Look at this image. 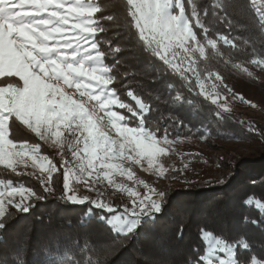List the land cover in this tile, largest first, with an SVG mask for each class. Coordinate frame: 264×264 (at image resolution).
I'll use <instances>...</instances> for the list:
<instances>
[{
	"label": "trees",
	"instance_id": "obj_1",
	"mask_svg": "<svg viewBox=\"0 0 264 264\" xmlns=\"http://www.w3.org/2000/svg\"><path fill=\"white\" fill-rule=\"evenodd\" d=\"M181 1L190 27L205 48L203 56L192 54L194 71L185 72L187 81L142 47L128 0H95L104 15L113 17L111 21L100 20L108 31L98 33L96 39L110 40L111 47L121 49L105 55L103 64L115 66L109 73L116 76L110 88L137 112L133 116L127 109H117L127 118L126 124L135 127L143 118L148 132L157 129V139H163V129L167 128L169 139L204 140L207 151L200 154L192 149L176 162L175 169L164 175L171 186L162 190L165 195L160 212L143 217L126 236L109 219L125 206L131 207L127 199L104 183L97 188L103 194H115L108 201L115 212L61 198L64 169L60 155L26 126L10 121L9 139L39 144L58 171L53 174V191L48 194L36 178L38 172L19 169L35 175H17L0 165V182L43 195L29 201L27 212L8 205L0 221L4 225L0 228V264H87L89 259L93 264L97 260L100 264H197L207 252L205 233L238 245V264H248L252 256L264 260V207H260L264 205V152L229 157L230 148L222 144L243 142L264 147V124L243 112L249 105L264 109V81L251 73L264 70V9L257 13L250 0ZM193 8L209 29L207 33L193 17ZM100 16L101 12L95 14ZM205 36L216 41L215 49ZM221 36L232 43L226 44ZM100 47L107 50L109 46ZM202 81L207 82L210 96L204 93ZM7 82L16 83V78L3 77L0 86H7ZM129 91L149 104L143 117L135 100L127 95ZM211 96L232 102V107L225 111L212 103ZM64 155L70 158L68 149Z\"/></svg>",
	"mask_w": 264,
	"mask_h": 264
},
{
	"label": "snow or ice",
	"instance_id": "obj_2",
	"mask_svg": "<svg viewBox=\"0 0 264 264\" xmlns=\"http://www.w3.org/2000/svg\"><path fill=\"white\" fill-rule=\"evenodd\" d=\"M128 4L131 6L130 15L138 30L139 40L143 41L142 47L146 46L164 65L180 72L187 81L189 78L185 72L190 69L194 71L192 65L195 61L192 54L199 52L203 56L204 47L191 32L189 18L184 14L181 0H128ZM171 7L178 8L179 14H170L168 9ZM98 12H101V16L95 17ZM192 14L197 24L207 33L209 29L201 24L195 8L192 9ZM101 19L111 21L113 17L104 15L101 6L92 0H0V64L3 66L0 78L18 77L22 82H7V87H0V164H5L17 175H35L18 172L17 169L21 165L25 169L36 166L39 161L40 175L36 178L43 192L52 193L53 174L58 171L56 164L47 155H40L39 144H30L27 141L17 144L9 139V122H19L35 133L39 140L50 142L59 149L64 169L61 198L77 204L89 199L87 196L77 199L76 195H69L73 191L70 186L73 178L84 183L90 190H97L98 196L100 189L97 186L103 185L106 180L117 191L125 190L134 197L132 206L123 208V218L118 215L109 220L114 228L124 229L128 225L124 232L127 236L134 231L141 217L160 212L165 192L156 191L144 184L147 192L142 195L124 185L116 184L113 177L117 173L132 177V173L123 167L124 161L134 160L140 163V160L146 158L148 167L152 168L156 156L164 152L157 145L172 141L169 140L167 128L163 129V140L155 137L157 129L152 132L145 131L143 118L139 119L135 127H121L120 122L124 121L126 125L127 118L115 111L109 112L108 116L123 142L113 140L98 126L99 121H94V112H90L84 103L74 99V93L67 91L75 89V93L81 97L87 95L101 110L117 105L137 116L133 108L116 97L115 90L108 88L116 80L115 75H109L115 66H105L103 57L114 55L121 49L111 47L110 40L96 39L98 33L108 31L100 23ZM222 19L231 25L230 20ZM261 21L264 26V12L261 13ZM205 39L208 45L216 48L215 40L207 36ZM220 39L226 44L232 43L225 36ZM190 41H195L200 46L193 47ZM102 44L109 46L107 50L101 49ZM177 59L179 65L189 61L188 68L182 71ZM119 63L121 62L117 61ZM199 80L197 74V83ZM188 86L191 87L190 84ZM201 87L203 88L202 85ZM127 95L135 100L139 106V114L143 117L150 108L149 104L142 102L131 91ZM239 99L243 101V97ZM212 103L216 104L217 101L213 99ZM64 133L68 135L65 136ZM132 144L135 145L134 149L130 148ZM65 145L71 152V161L65 159ZM16 195L21 197L19 202L8 199L7 203L23 212L29 211L31 207V203L27 202L29 197H43L25 187L0 191V221L5 218V198ZM90 202L95 208L108 213L116 211L108 202L99 199ZM3 227V223H0V228ZM237 246L224 240H216L208 248L207 254L199 258L197 264H238L234 258V249ZM243 247L247 248L248 245L245 243ZM214 253H223L227 259L218 254L214 257ZM87 264H93V261L89 259ZM96 264H100L99 260ZM248 264H264V260L252 256Z\"/></svg>",
	"mask_w": 264,
	"mask_h": 264
},
{
	"label": "rangeland",
	"instance_id": "obj_3",
	"mask_svg": "<svg viewBox=\"0 0 264 264\" xmlns=\"http://www.w3.org/2000/svg\"><path fill=\"white\" fill-rule=\"evenodd\" d=\"M85 2H88V0H85ZM92 2L95 3V0H92ZM250 2L252 3V6L257 13L260 12L262 9H264V0H250ZM181 3H182V1H181ZM174 10H176V12ZM168 11L170 14H174V15H178L180 12V10L178 8H175V7L169 8ZM201 24H202V22H201ZM198 25L200 26V24H198ZM189 27H190V25H189ZM190 29H191L192 34L196 37V35H195V33L191 27H190ZM196 41H199V40L196 38ZM189 43L193 47H199L201 44V43L196 44L195 41H190ZM204 54H205V48H204ZM177 64L179 65L178 59H177ZM179 66L182 69L188 68L189 63H187L185 61L184 65H179ZM2 67H3L2 64H0V70H2ZM251 73L254 74L258 79L264 81V70H261L258 72L251 71ZM2 78H0V79H2ZM202 83H203L202 89H203L204 93L207 96H210L211 93L206 88L207 82L202 81ZM0 87H2V86H0ZM4 87H7V86H4ZM108 88H109V90H111L110 85H108ZM67 91L70 93H74V99H77L78 101L84 103L85 107L90 112H94V114H95L93 116L94 121L98 120L99 121L98 126L101 127L103 130H105L113 140L123 142L121 135L117 132V130L115 128L112 127L113 121L108 116V113L112 112V111H115L118 115H121L117 111V109H121V108H119L117 105H111V106H109V108L101 110L99 105L96 104L95 101H91L88 99L87 95H85L84 97H81L78 93H75V89H67ZM211 99L212 100L215 99L217 101V103L220 106L224 107L225 109L232 107V102L220 101V99L217 96H211ZM243 112L247 115V117H252L254 119H258L259 121H261L264 124V109H261L260 107H257V106L253 107V105H249L246 109L243 110ZM146 113H144V114H146ZM120 126L123 127V126H128V125L127 124L125 125V122L121 121ZM145 131H148V130L145 129ZM64 135L67 136L68 134L64 133ZM158 140H163V139H158ZM169 140H171V139H169ZM171 141H172L171 143H160L157 145L158 147L163 148L164 152H163V154H158L156 156L152 168L148 167V162H147L146 158L140 160V163H136L134 160L122 162L123 167L132 173V177L129 178V176L126 174L122 175V174L117 173L113 177L114 182L116 184L124 185L127 188H131L135 192H139L142 195L147 192V189L144 187V184H148L151 188L155 189L156 191H162L164 188H168L171 186L166 181H164V175L166 173H168L169 171L175 169L176 162L179 159H183L182 157L185 156L192 149H196V152H194V153H200V154L204 153L208 149L207 144L204 140L203 141H192V140H186V139H178V140H171ZM17 144H19V143H17ZM45 144L47 146H49L51 149L55 150L58 155H60L59 149L56 148L55 146H53L50 142L45 143ZM222 144L224 146H227L230 148V151L228 153L229 157L238 156L239 154L247 155L250 153H257V152L263 153L264 152V147H262V146H251V145H248V144L243 143V142H224V143L222 142ZM130 148L134 149L135 145L134 144L130 145ZM66 149H68L67 145H65V150ZM69 153H70V158L68 160L71 161V158H72L71 152L69 151ZM132 154L134 155V152ZM40 155H45V154H43L40 151ZM136 158L140 159L139 157H136ZM223 158H224V156H221L220 160H222ZM29 164L31 165V161H29ZM0 165L6 167L5 164H0ZM38 165H39V161H37L36 166H30L27 169H31V170L36 171L40 174ZM8 169H10V168H8ZM19 169H25V168L21 165V166H18L17 170H19ZM10 170H12V169H10ZM137 181H142L143 183H138ZM104 184L106 186L110 187L116 194L127 199L130 203V206H132V200L134 199V197L130 196L127 191H125V190L117 191L114 187L109 186L108 182L106 180L104 181ZM70 186L72 187L73 191L70 192L69 195L74 194V195H76L77 199H82L85 196H87L89 198L88 200H86L82 204H86V203L92 204L90 201L96 200V199H99L102 202H108L109 200L115 198V194H110V193H108V194L104 193L103 194L100 192L99 196H98L97 190H90L84 183L77 182L75 178H73L71 180ZM19 187H21V186H15V185H12L11 183L0 182V191L6 192L9 190V188H19ZM32 198H34V196L29 197L27 202H29ZM8 199H12V200L19 202L21 200V197L19 195H16L14 197L5 198L4 211H6L8 205H9L7 203ZM118 215L123 218L122 212L115 214L112 217L118 216ZM146 216H149V215H146ZM143 217H145V216H143ZM143 217H141L139 219L137 226L139 225V223ZM127 227H128V225H125L124 229H120V228H115V229L124 233V232H126ZM208 234H210V233H208ZM203 238H204V241H205L206 246H207V251H208V248L212 244H214L216 240H219V239L215 238L212 234H210V235L204 234ZM206 254H207V252H206ZM217 254L221 258L227 259V257L223 253H214V257ZM234 258H235V249H234Z\"/></svg>",
	"mask_w": 264,
	"mask_h": 264
},
{
	"label": "flooded vegetation",
	"instance_id": "obj_4",
	"mask_svg": "<svg viewBox=\"0 0 264 264\" xmlns=\"http://www.w3.org/2000/svg\"><path fill=\"white\" fill-rule=\"evenodd\" d=\"M15 78V77H14ZM16 83H18V84H22L19 80H18V78L16 77Z\"/></svg>",
	"mask_w": 264,
	"mask_h": 264
}]
</instances>
